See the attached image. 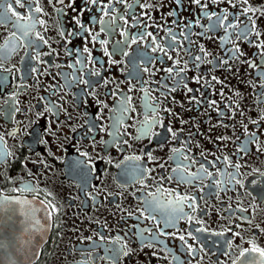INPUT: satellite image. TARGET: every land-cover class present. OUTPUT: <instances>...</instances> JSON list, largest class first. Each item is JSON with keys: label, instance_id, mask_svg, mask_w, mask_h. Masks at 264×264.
Here are the masks:
<instances>
[{"label": "flooded vegetation", "instance_id": "af4514ba", "mask_svg": "<svg viewBox=\"0 0 264 264\" xmlns=\"http://www.w3.org/2000/svg\"><path fill=\"white\" fill-rule=\"evenodd\" d=\"M10 2L21 15L45 23H37L24 38L36 46L16 41L2 65L12 71H0V135L13 154L0 164V196L29 201L23 209L12 204L0 211V264H233L253 245L264 249V48L257 47L264 43V15L253 17L259 37L253 32L237 38L245 25L251 29L242 9H264V0L246 5L201 0L203 8L194 0H127L132 9L116 0L95 5L75 0L71 7V0H35L31 7L43 13ZM145 3L152 7L138 6ZM105 5H110L108 16L98 10ZM225 12L229 22L238 23L227 33L224 27L212 28L216 16L205 15ZM113 16L118 17L114 23ZM101 18L111 23V31H101ZM76 19L88 31H81ZM14 21L0 24V45L17 31ZM36 33L48 43L36 40ZM140 33L144 37L137 43H124L126 36ZM234 47L243 55L234 56ZM37 52L39 61L33 59ZM196 56L204 62L195 61ZM154 115L176 136L161 127L141 136L146 116L151 120ZM252 133L256 143H250ZM243 146L246 152L240 151ZM173 149L185 150L196 163L183 156L170 159ZM134 156L141 159H126ZM225 157L240 165L238 172ZM178 162L192 172L203 163L213 175L192 184L162 181ZM137 165L147 172L142 183L131 174ZM28 182L41 190L39 195L13 191ZM161 184L172 195L157 194L155 210L147 209L144 199L152 200L148 194ZM177 194L195 196L196 211L191 201L176 204ZM40 201H51L59 212L49 220ZM220 232L224 235H212ZM117 236L131 254L118 262L99 259L111 255L106 249L120 247L112 243Z\"/></svg>", "mask_w": 264, "mask_h": 264}, {"label": "snow or ice", "instance_id": "6c2138e0", "mask_svg": "<svg viewBox=\"0 0 264 264\" xmlns=\"http://www.w3.org/2000/svg\"><path fill=\"white\" fill-rule=\"evenodd\" d=\"M35 2V0H15V4L19 7H25L26 4L29 5L28 7V11L32 12L34 10L35 13H43V9L36 6L34 9L31 7V5ZM59 3L63 4L64 0H58ZM75 2V0H71V3H69L67 5V7H71L72 4ZM88 3L91 4H98V0H87ZM117 3H124L126 4V8L127 9H132L133 5L132 4H128L127 0H116ZM218 2V0H213V3ZM238 3L242 4V5H246L248 4V0H237ZM49 3H52V0H49ZM138 3V0H137ZM177 3H180V0H177ZM194 3H196L197 5H200L202 8L206 7V5L201 4V0H194ZM229 3H231V0H229ZM141 8H148V7H152V5H149L147 3L145 4H139L138 5ZM233 7H235L236 5L233 4ZM110 5H105L104 7L99 8L98 10L103 12L104 16H108L109 12L106 10L107 8H109ZM57 12L59 13H63V9H56ZM114 11V9H113ZM249 12L252 13V15H248ZM259 12L261 15H264V9H254L251 6L247 7V8H243L241 11V15L247 17V19L249 21H251V29L248 28L247 25H245V28L242 29L240 32L237 33V38L238 39H246L249 35L254 34L259 37L261 35L260 32L258 31H254L256 28V19H254L253 17L256 15V13ZM127 11L125 12V15H127ZM132 15L135 16L134 11L132 12ZM205 15L211 19L212 16H216V20L217 23L212 25V28L215 27H224L225 32H228V29H236L238 27V23H234V22H229L228 21V17H227V13L225 12L223 15H217L215 13H205ZM13 17H15V21L13 23V27L17 29V31H13L11 33V35L5 39L3 45H0V71L3 72H11L12 69L10 68H4L2 67L4 60L7 59V57L16 50L15 48V42L19 41L21 44H25L27 47H34L35 45V41L32 40H28L26 41L24 38L28 37L29 34L35 30L36 28V24L39 23L41 25H43L45 23V21H43L42 19H39L38 17L32 16V15H28L27 17L21 15L18 11H16V8L13 6V4L10 2V0H0V24H4L6 22H8L9 20H11ZM118 17L113 16L111 18L112 23H114L117 20ZM120 19H123V17H119ZM95 19V18H93ZM238 21V17L236 18ZM30 21L29 22H25V23H21V21ZM97 22L99 24L102 25L101 31H111L112 27H111V23H107L103 18L97 20ZM125 23H127V20L124 21ZM76 23L80 26L81 31H88L87 27L85 25H83L79 19H76ZM137 23H139V21H137ZM207 30H211V29H207ZM18 33H20L18 35ZM70 35H78V33H69ZM122 35H124V33H121ZM147 36L152 37V43L156 44L157 47H159V45L157 44V41L155 39V37L152 35V33L148 32L146 33ZM61 35H64V32H61ZM144 37V33H140L136 36H131L125 37V41L124 43L127 44L129 42V39L131 40V43H137L138 40L143 39ZM93 40H96L97 37L93 36L92 37ZM187 38V37H186ZM173 39H175V37H173ZM36 40L42 41L43 44H47L48 41L44 38V36L40 35L39 33H36ZM101 44H106L107 41H100ZM257 47H261L264 48V43L262 44H258ZM163 51V49H161ZM85 51H87V49H85ZM152 51H156V48H153ZM233 55L235 56L236 54H240L243 55V53L240 52L238 47H234L232 50ZM201 52H205V50L203 49V47L201 46ZM105 53H107V49H105ZM46 55H50L51 53H45ZM121 55H128L127 52L121 50L120 52ZM111 55V54H109ZM208 53L205 52V56H207ZM39 56L40 53L37 52L36 56L33 57V59H36L37 61H39ZM169 59H171V57H169ZM195 61H200L201 63L204 62L203 58L200 56H196L193 58ZM78 63L81 61H77ZM247 62V61H245ZM224 63H227V61H224ZM249 66H253L250 62ZM199 65H197L198 67ZM33 71H36L35 68L32 69ZM148 69L145 68V71H147ZM169 75L172 74L173 69L169 68L167 69ZM180 71H183V69H181ZM180 71H177L176 75L179 76L180 75ZM98 75V73H96ZM197 82H199V77L196 78ZM213 79L215 80L216 77H213ZM218 83L220 81H217ZM84 83H88V81H84ZM186 86V85H185ZM162 87L167 88V85L164 84L162 85ZM262 87H264V85H262ZM169 91H175V88H170ZM189 91H193L192 89H189ZM166 95V94H165ZM128 101H130V97L126 98ZM194 99V97H193ZM212 103L214 104L215 101H212ZM19 109H14V111H18ZM48 111H52L51 108L47 109ZM125 111H127V109H124ZM134 110V109H133ZM153 113H155L157 110L153 109L152 110ZM165 111H171L170 109H165ZM253 123H257L256 121H253ZM154 127H161L164 128L167 132L171 133L173 137L176 136V133L173 132L171 127H168L167 125H165L163 123L162 120L157 119L156 116L154 115L153 118L151 120L147 119V116L145 118V122L142 126L141 129V136L143 137H147L150 133L152 128ZM156 135H159V133H156ZM256 137H255V133L251 134V139H250V143H256ZM126 143V141H125ZM173 157H170V159H177L179 156H183L184 160L186 161H190L192 164L196 163V160L194 157H189L188 155L185 154V150L182 149H173ZM241 152H246L247 151V147L243 146L240 149ZM257 151H260V147L259 145H257ZM13 154L11 152H9L6 148V141L4 140L3 135H0V164H7L9 158L12 156ZM81 155H85L87 156V153H81ZM146 156L149 157V159H152L151 157V153H145ZM126 159H131V160H140L141 157L139 156H134V157H128ZM225 162L229 165L234 167L237 172L240 168L239 164L236 165H231V162L228 161V158L225 157ZM212 163V162H209ZM161 167H163L164 165H160ZM213 166H215L213 164ZM173 175L165 178V177H161V180L163 181L164 179H168V180H173L175 179L177 181V183H187V184H192L195 181L199 180L202 181L205 178V175H207L208 177H211L213 174L211 172L208 171V168L205 167V165L203 163L200 164L199 169L196 172H192L189 169V165L188 164H184L182 162H178L177 166L175 168L172 169ZM132 175H134L137 179V181L139 182H143V179L146 177L147 172L146 169L142 166L137 165L135 168H133L132 170ZM29 175H32L31 172H29ZM228 175L232 176V179H234L236 181L237 184H240V186L243 188L244 184L242 181L236 179V176L229 173ZM261 175H264V173H261ZM11 179V178H9ZM219 182H217L218 184ZM13 191H18L21 193L24 192H29V193H34L36 195H39V192L41 191L40 189H38L36 187L35 184H33L32 182H28L25 184H22L21 187L19 188H14ZM167 191L169 196L172 195V191H169L168 189L163 188V185H159L156 189V193H149V196H152L153 199L152 200H148L147 198L144 199V203L147 206V209H151V210H155L153 208V204L154 203H158V198H157V194L159 195H163V193ZM46 195L50 196L51 193H46ZM191 201V203H189V207L192 208L193 212L196 211L197 209V198L195 196H188V195H179L177 194L176 199H175V203L178 205H182L185 202ZM29 201L27 200H22L19 198H10V197H6V196H0V211H6L8 209V207H10L12 204H16V205H20L21 209L24 208V206L26 204H28ZM41 204L44 205V210L46 212V215L48 217L49 220L52 219V216L54 213H58L59 209L57 208V206L55 204H53L51 201H40ZM146 209V210H147ZM178 211L182 212L183 209L178 208ZM244 211H246V209H242ZM35 211V209H33V212ZM129 215H131V213H129ZM141 215H143V213H141ZM147 218V217H145ZM189 220H193L194 217L189 216L188 217ZM197 223H202V221L200 220H196ZM171 223V220H166L165 221V226H169V224ZM198 232H204L206 231V229L203 228H198L197 229ZM228 231H231V229H228ZM161 235H166V233H164L163 231H161L160 233ZM212 235H217V236H223L224 233L220 232V233H212ZM238 235V233L236 234ZM140 236L142 237V232L140 233ZM180 240H184V236H180L179 237ZM195 239V237H193ZM104 237L101 236V240H103ZM122 238L120 236H117L112 243L113 244H119L120 247L119 248H108L106 249L107 252L111 253L110 256H105V257H99V259H107V260H113L114 262H118V259L121 256H129L131 254V249L128 248L127 243H121ZM0 247H3V245H0ZM188 251L190 254L195 255V249L192 248L191 245L188 246ZM200 251H203V248L200 249ZM249 253H258V259H252L250 261H247V264H264V249L258 248L255 245L252 246L251 249L249 250H245V251H241L240 253V257L244 258V260H247V256ZM244 260L241 261V264H244ZM233 264H236V262L234 261Z\"/></svg>", "mask_w": 264, "mask_h": 264}, {"label": "water", "instance_id": "95a60500", "mask_svg": "<svg viewBox=\"0 0 264 264\" xmlns=\"http://www.w3.org/2000/svg\"><path fill=\"white\" fill-rule=\"evenodd\" d=\"M3 215H4V218H6V216H5V214L4 213H2ZM16 216H18L16 213L12 216V218H14V217H16ZM8 218H11V217H8ZM8 218H6V219H8ZM7 226V222H6V224H5V227ZM46 234V233H45ZM46 238V237H45ZM41 243H42V241H40V243H39V247L41 246ZM38 247V248H39ZM33 251H34V249H33ZM252 259H258V253H249L248 254V256H247V260H244V258H239L237 261H236V264H241V261L242 260H244V264H247V261H250V260H252Z\"/></svg>", "mask_w": 264, "mask_h": 264}]
</instances>
